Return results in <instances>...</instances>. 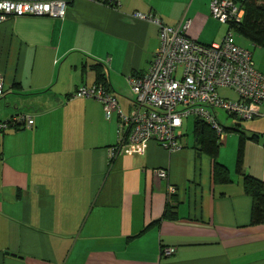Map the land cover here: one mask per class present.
Segmentation results:
<instances>
[{"label":"crops","instance_id":"1","mask_svg":"<svg viewBox=\"0 0 264 264\" xmlns=\"http://www.w3.org/2000/svg\"><path fill=\"white\" fill-rule=\"evenodd\" d=\"M210 1L120 0L113 8L73 0L63 20L0 24V122L17 113L34 122L0 132V264H264V223L250 224L251 199L236 173L238 134L219 149L225 184L183 132L178 150L151 140L110 161L117 115L107 119L99 101L72 96L94 85L99 69L128 113L134 96L126 77L145 73L159 44L157 27L133 13L169 26L188 20L186 35L210 45L233 32L210 16ZM238 37L264 74V49ZM241 129L258 135L243 145V174L264 182V100ZM167 207L176 219L154 224ZM165 248L174 253L162 256Z\"/></svg>","mask_w":264,"mask_h":264},{"label":"built area","instance_id":"2","mask_svg":"<svg viewBox=\"0 0 264 264\" xmlns=\"http://www.w3.org/2000/svg\"><path fill=\"white\" fill-rule=\"evenodd\" d=\"M113 8L120 0H101ZM73 0H0V24L22 17L63 20ZM210 16L228 27L242 22L244 10L233 0H211ZM132 17L154 24L158 29V47L147 71L126 77L133 94L132 107L122 112L114 95L102 86H82L74 98L94 99L102 104L107 119L118 117V146L110 149L111 160L123 151L155 141L167 151L183 147V121L192 117L208 125L222 139L224 129L219 112L242 121L260 116L264 100V74L254 66L249 50L236 45L228 31L218 43L203 45L191 40L186 31L189 21L169 26L152 13H133ZM0 78V96L3 94ZM220 90L231 91L235 98H226ZM34 122L25 113H17L0 122V132L31 128ZM160 179L167 178L164 169L153 171ZM176 193L169 186L167 200ZM174 248L162 250L169 257Z\"/></svg>","mask_w":264,"mask_h":264},{"label":"trees","instance_id":"3","mask_svg":"<svg viewBox=\"0 0 264 264\" xmlns=\"http://www.w3.org/2000/svg\"><path fill=\"white\" fill-rule=\"evenodd\" d=\"M241 6L244 10L242 22L238 25L230 26L229 29L237 36L249 41L252 45L264 49V0H243ZM94 85L102 86L106 92L110 93L108 82L104 75L100 73L99 69H96V80ZM223 129L224 133L236 132L239 136L236 173L243 177V192L251 199L250 224H262L264 223V182L250 175L243 174L242 168L243 145L248 139L257 141L258 135L252 134L248 136L239 126L231 128L223 127ZM15 130L20 129L15 128ZM193 135L197 140L196 142L199 144V151L207 154L212 159L214 180L218 183H229L230 178L227 169L217 160L221 143L215 132L205 123L195 119ZM163 219L174 220L176 219V214L167 207L162 218L154 222V224Z\"/></svg>","mask_w":264,"mask_h":264},{"label":"rangeland","instance_id":"4","mask_svg":"<svg viewBox=\"0 0 264 264\" xmlns=\"http://www.w3.org/2000/svg\"><path fill=\"white\" fill-rule=\"evenodd\" d=\"M232 35H233V42L236 44L237 43L236 39H238L239 37L234 32H232ZM219 94L223 97H228V98L233 97L232 93L228 90H220ZM218 114H219L220 124L226 128L239 126L241 128L246 129V127L249 126L251 124V122L253 121V120L242 121V120L236 119L234 117L227 116L223 112H219ZM194 120H195L194 118L190 117V118L183 121L182 132L188 137V139L190 141L193 140ZM237 137L238 136H237L236 132L224 133L222 136V139H221V144H223L224 142H226L227 140H230V139L235 140V138L237 139Z\"/></svg>","mask_w":264,"mask_h":264}]
</instances>
